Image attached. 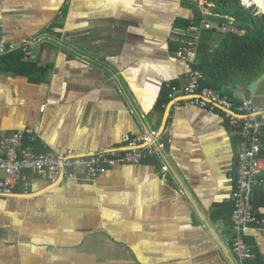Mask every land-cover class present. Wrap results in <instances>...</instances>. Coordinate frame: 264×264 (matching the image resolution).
I'll return each mask as SVG.
<instances>
[{
  "label": "crops",
  "instance_id": "crops-1",
  "mask_svg": "<svg viewBox=\"0 0 264 264\" xmlns=\"http://www.w3.org/2000/svg\"><path fill=\"white\" fill-rule=\"evenodd\" d=\"M198 12L190 0H0V40L16 46L5 54L27 47L26 61L43 70L0 67V137L32 129L38 152L90 155L173 130L140 163L90 181L30 174L28 190L0 196V264H239L241 138L220 112L176 108L168 87L197 64L177 51ZM240 87L224 94L241 102ZM252 99L264 105V80ZM261 178L252 206L264 216ZM245 240L248 263L264 264V231Z\"/></svg>",
  "mask_w": 264,
  "mask_h": 264
},
{
  "label": "built area",
  "instance_id": "built-area-1",
  "mask_svg": "<svg viewBox=\"0 0 264 264\" xmlns=\"http://www.w3.org/2000/svg\"><path fill=\"white\" fill-rule=\"evenodd\" d=\"M190 1L198 7L202 19L199 24L190 25L191 38L177 51V56L195 63L204 31L212 29L215 24L208 18L210 12L205 0ZM251 3L260 7L257 0L248 2L243 0L244 5L250 6ZM228 28L229 24L222 25L223 30ZM15 48L13 43L0 40V54ZM24 57L29 58L27 47H24ZM187 76V82L179 87L168 84L172 91L171 98L174 106L180 109L185 101L194 106L220 112L227 118L229 125L237 130L241 138L237 154L236 188L232 193V225L236 232L233 250L239 264H249L252 250L245 240L247 232L254 227L264 231V216L258 215L252 206L254 189L263 184L261 176L264 174V156L262 155L264 105L256 103L253 99L237 102L228 94H221L210 87L202 86L203 74L198 69H192ZM165 130L168 133L166 137L154 133L134 139L126 148H107L90 155L38 152L35 148L38 135L32 129L1 136L0 196L14 194L20 184L28 190L30 174L48 180L61 177L76 181H90L108 167L140 163L144 155L155 154L172 141L173 130L170 123Z\"/></svg>",
  "mask_w": 264,
  "mask_h": 264
},
{
  "label": "trees",
  "instance_id": "trees-1",
  "mask_svg": "<svg viewBox=\"0 0 264 264\" xmlns=\"http://www.w3.org/2000/svg\"><path fill=\"white\" fill-rule=\"evenodd\" d=\"M257 1L264 9V2ZM206 5L215 25L204 31L198 47L195 69L203 73L202 86L224 94L227 88L251 84L264 74V12L255 3L244 5L243 0H206ZM200 20L198 12L193 24ZM224 23H229L227 30L222 29ZM0 67L19 74L43 72L37 64L26 61L22 51L0 55Z\"/></svg>",
  "mask_w": 264,
  "mask_h": 264
},
{
  "label": "water",
  "instance_id": "water-1",
  "mask_svg": "<svg viewBox=\"0 0 264 264\" xmlns=\"http://www.w3.org/2000/svg\"><path fill=\"white\" fill-rule=\"evenodd\" d=\"M264 80V74L262 76H260L257 80L253 81L251 84L249 85H241L240 88L236 89L234 92V97L236 98H240V91L242 88L246 89V92L244 94V98L245 100H249L252 99V95L254 93L255 90L258 89L259 84ZM167 120V119H166ZM166 125V124H165ZM165 125L163 127V129H165Z\"/></svg>",
  "mask_w": 264,
  "mask_h": 264
},
{
  "label": "rangeland",
  "instance_id": "rangeland-1",
  "mask_svg": "<svg viewBox=\"0 0 264 264\" xmlns=\"http://www.w3.org/2000/svg\"><path fill=\"white\" fill-rule=\"evenodd\" d=\"M245 1L248 2V1H250V0H245ZM257 6H258V5H257ZM258 7H259V6H258ZM259 8H260V7H259ZM261 10H262V12H264V9L261 8Z\"/></svg>",
  "mask_w": 264,
  "mask_h": 264
},
{
  "label": "bare ground",
  "instance_id": "bare-ground-1",
  "mask_svg": "<svg viewBox=\"0 0 264 264\" xmlns=\"http://www.w3.org/2000/svg\"><path fill=\"white\" fill-rule=\"evenodd\" d=\"M259 1L264 2V0H259Z\"/></svg>",
  "mask_w": 264,
  "mask_h": 264
}]
</instances>
